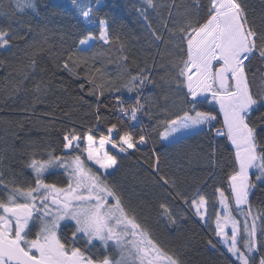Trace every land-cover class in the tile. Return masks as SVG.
Segmentation results:
<instances>
[{
  "label": "snow or ice",
  "instance_id": "6c2138e0",
  "mask_svg": "<svg viewBox=\"0 0 264 264\" xmlns=\"http://www.w3.org/2000/svg\"><path fill=\"white\" fill-rule=\"evenodd\" d=\"M69 5L53 3L47 14L74 21V31H62V58L56 67L83 79L81 91L89 86L87 95L96 102L83 95L75 100L87 105L85 116L94 117V123L88 126L83 119L78 123L72 112H64L72 126L62 129V149L58 153L37 141L25 144L23 163L30 175L22 181L14 176L5 179L6 157L0 156V264H189L185 253L191 237L169 246L148 215L142 214L151 208L149 200L133 203L132 194L126 195L112 179L122 159L131 158L150 141H167V147L162 152L153 147L141 162L146 166L145 179L150 178L152 187L185 206L174 213L168 202L159 203L156 223L171 229L178 228L182 220L196 218L217 238V243L208 239L207 245L226 248L227 264H264V208L251 200L264 184V0H259V11L250 0H182L179 4L176 0L164 4L140 0L132 11L142 35L132 34L116 11L118 5L103 15L107 7L103 0H69ZM13 7L18 13L39 15L36 0H15ZM162 9H167L166 17ZM142 36L156 55L132 51L133 41L139 42ZM25 38L10 27H0V49L4 51H11L14 40ZM97 44L104 47L105 55L118 53L115 61L109 59L119 69L115 76L96 66ZM157 55L163 63L157 62ZM28 67L35 71L34 58ZM81 70L85 75L81 76ZM160 70L165 75L158 82L153 73ZM22 75L9 97L28 92L24 85L29 74ZM33 90L32 107L40 102L39 95L47 96L49 83L38 81ZM125 92L134 97L133 103L122 99ZM106 94L115 97L112 110L118 116L114 122L101 114L102 107L108 108L101 104ZM173 96L179 97V104ZM205 101L217 111L202 110ZM139 114L155 122L136 131L126 121H137ZM220 116L223 127L213 130ZM204 133L226 137L233 149L225 177L227 194L225 188H215L212 206L219 208L211 214L209 197L200 186L203 182L188 192L186 177L180 175L185 165L179 161L190 167L193 161L204 160L213 168L205 181L215 180L214 145L206 153L195 149L177 152L175 166L169 165V171L162 167L168 147L186 145ZM54 171L62 174V181H47ZM8 174L12 175L11 169ZM145 179L137 182L144 184Z\"/></svg>",
  "mask_w": 264,
  "mask_h": 264
},
{
  "label": "trees",
  "instance_id": "16d2710c",
  "mask_svg": "<svg viewBox=\"0 0 264 264\" xmlns=\"http://www.w3.org/2000/svg\"><path fill=\"white\" fill-rule=\"evenodd\" d=\"M14 2L15 0H0V27H10L17 36H26V38L24 40H14L11 51L0 49V156L6 157L3 162L5 179H12L14 176L17 181H22L30 175V171L24 168L23 163L27 159L24 154L25 144L30 141L43 142L45 145L56 148L59 153L62 149V129L72 126L63 113L72 112L73 120L79 123L83 119L88 126H91V123H94V117L85 116V113L89 112L87 105H80L75 97L83 95L86 100L93 104L96 101L94 97L87 95L89 87L87 84L83 91L80 90L79 85L84 83L83 79L71 77L66 71L56 67V64L62 58V31H74L71 28L74 21L69 16L53 18L47 14L51 11L50 5L53 3L63 5L65 8L70 7L69 0H36L39 15L33 14L31 11L15 12ZM156 2L164 4L171 3V0H156ZM181 2L182 0H176L178 4ZM103 3L107 7L102 10L101 15L104 12H111L113 5H118L116 11L119 13L120 18L128 24V28L133 30L132 34L142 35L143 29L136 22V13L132 11V5L135 4L139 7L140 0H103ZM250 3L256 6L257 11H259V0H250ZM5 12L8 13L7 17L3 15ZM162 13L166 17L167 9H162ZM152 19L154 26L158 27L154 13H152ZM29 25H31V32L28 31ZM68 43H71V41ZM133 44L135 45L132 49L134 53L143 55L151 52L156 55L155 49L149 48L145 44L143 36L139 42L133 41ZM64 46L67 47V45ZM94 48L99 53L96 57V66L103 67L107 73L115 76L119 69L115 63H109V59L115 61L118 53L113 51L109 56L104 54L105 49L103 46L97 44L94 45ZM64 55L66 56V53ZM32 58L36 60L34 72L28 67L29 60ZM157 62L163 63L158 55ZM25 72L29 74V78L24 85L28 92L25 93L22 90L17 96L9 97L8 93L12 90V86L23 79L22 73ZM80 74L83 76L85 72L81 70ZM153 75L160 82L159 77L164 76L165 71H156ZM38 81L49 83L50 91H48L47 96L39 95L40 102L32 107L34 99L33 85ZM61 86L67 88V92L63 91ZM161 86L165 89L167 87L162 82ZM156 94H159V90ZM122 99L127 103L134 102V97H130L126 92L122 94ZM172 100L179 104L178 96H173ZM114 103V96L106 94L105 97L101 98L102 106L105 104L108 106L107 109L102 107L101 114L109 117L113 122L118 116V113L112 110ZM23 107H28L30 110L28 112L20 111ZM200 107L202 110L217 111L207 101L202 103ZM261 111H264V109ZM256 115L258 113H253V116ZM222 120L223 118L220 116L219 121L214 122L213 130L223 127ZM126 122L133 126L136 131H139L142 126L148 127L155 121H150L147 116L139 114L137 121ZM101 130L103 131V128ZM155 139L154 136L153 140ZM210 144L214 145L217 151L218 166L215 168V180L205 181V177L213 171V168L208 166L204 160L193 161L190 167L186 161L180 160L179 162L185 165V171L181 172L180 175L186 177V190L188 192L197 183L203 182L200 186L209 197V213L211 214L219 208L218 204L215 208L212 206V201L215 199L213 195L215 188L223 187L227 194L225 177L227 172L230 171V153L233 149L226 137L210 136L204 133L192 137L186 145L168 147L169 155L167 158L162 157L164 159L162 167L165 171L170 170L169 165L174 167L178 161L177 152H187L195 149L198 152L206 153L209 151ZM153 147L162 152L167 147V141L156 144L150 141L147 146H141V151L134 153L131 158H123L118 173L112 179L125 190L126 195L128 193L132 194L133 203H138L141 198L149 200L151 208L144 209L142 214L148 215L149 222L160 239L168 241L169 246L175 245L184 236L191 237L189 250L185 253V259L189 261V264H227L230 257L226 249L219 244L216 249L207 245L208 239H212L213 243H217V238L198 219L182 220L178 228L171 229L164 228L156 223L160 211L158 208L159 203L168 202L174 213H178L185 206L179 200L169 197L163 190L152 187L148 183L150 178L145 179L146 166H142L141 162L147 159ZM221 164L222 167L219 166ZM9 169H11L12 175L8 174ZM58 179L63 180V176L59 171H54L52 175L47 177L48 182H55ZM140 179H145V183H138L137 181ZM251 200L257 207L264 208V184L259 185ZM214 219L215 217L212 215V220L214 221Z\"/></svg>",
  "mask_w": 264,
  "mask_h": 264
},
{
  "label": "rangeland",
  "instance_id": "374dc122",
  "mask_svg": "<svg viewBox=\"0 0 264 264\" xmlns=\"http://www.w3.org/2000/svg\"><path fill=\"white\" fill-rule=\"evenodd\" d=\"M223 246V245H222ZM223 248H225L224 246H223ZM226 249V248H225Z\"/></svg>",
  "mask_w": 264,
  "mask_h": 264
}]
</instances>
